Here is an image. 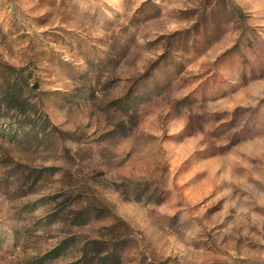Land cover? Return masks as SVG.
<instances>
[{"label":"rangeland","instance_id":"obj_1","mask_svg":"<svg viewBox=\"0 0 264 264\" xmlns=\"http://www.w3.org/2000/svg\"><path fill=\"white\" fill-rule=\"evenodd\" d=\"M90 249L264 264V0H0V264Z\"/></svg>","mask_w":264,"mask_h":264},{"label":"trees","instance_id":"obj_2","mask_svg":"<svg viewBox=\"0 0 264 264\" xmlns=\"http://www.w3.org/2000/svg\"><path fill=\"white\" fill-rule=\"evenodd\" d=\"M91 251H92V249H90V250H85L84 256H85V257L89 256L88 252L91 253ZM51 253H52V252L49 251V252H47L46 254H44L43 257L49 256V255H53V254H51ZM89 257H93V256H89ZM107 257H108V256L103 255V256H101L100 258L103 260V259H106ZM94 258H95V257L85 259V260H84V263H82V264H89V263H91V261H93Z\"/></svg>","mask_w":264,"mask_h":264}]
</instances>
